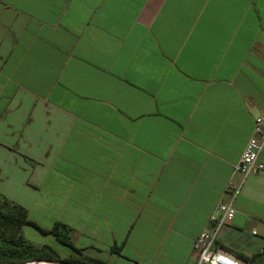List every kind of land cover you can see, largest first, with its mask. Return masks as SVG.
I'll use <instances>...</instances> for the list:
<instances>
[{
	"label": "crops",
	"instance_id": "1",
	"mask_svg": "<svg viewBox=\"0 0 264 264\" xmlns=\"http://www.w3.org/2000/svg\"><path fill=\"white\" fill-rule=\"evenodd\" d=\"M258 116L264 0H0V195L91 255L196 264ZM234 206L218 244L264 264V171Z\"/></svg>",
	"mask_w": 264,
	"mask_h": 264
},
{
	"label": "trees",
	"instance_id": "2",
	"mask_svg": "<svg viewBox=\"0 0 264 264\" xmlns=\"http://www.w3.org/2000/svg\"><path fill=\"white\" fill-rule=\"evenodd\" d=\"M25 223H32L45 234H52L58 242L71 249V254L61 257L54 247L48 244L39 245L27 239L22 232ZM70 231L66 224L59 221L50 228L39 226L28 219L24 206L0 195V264H24L37 259H64L73 264H113L76 246ZM112 249L120 251L119 246H112ZM247 259L250 261L252 258Z\"/></svg>",
	"mask_w": 264,
	"mask_h": 264
},
{
	"label": "built area",
	"instance_id": "3",
	"mask_svg": "<svg viewBox=\"0 0 264 264\" xmlns=\"http://www.w3.org/2000/svg\"><path fill=\"white\" fill-rule=\"evenodd\" d=\"M263 119L264 116L256 118L253 134L235 164L234 171L241 174V180L236 182L230 179L227 182L225 191L229 193L230 198L215 203L204 227L194 239L193 249L197 252L196 264H244V259L240 255L218 244L217 236L221 227L236 214L234 200L244 180L248 176L264 171V161L260 158L264 148Z\"/></svg>",
	"mask_w": 264,
	"mask_h": 264
},
{
	"label": "rangeland",
	"instance_id": "4",
	"mask_svg": "<svg viewBox=\"0 0 264 264\" xmlns=\"http://www.w3.org/2000/svg\"><path fill=\"white\" fill-rule=\"evenodd\" d=\"M53 242L56 250L60 254L61 257H67L71 254L70 248L68 246H65L63 244L58 243L54 240V238L50 237L49 243ZM195 256H197V252L194 251Z\"/></svg>",
	"mask_w": 264,
	"mask_h": 264
},
{
	"label": "water",
	"instance_id": "5",
	"mask_svg": "<svg viewBox=\"0 0 264 264\" xmlns=\"http://www.w3.org/2000/svg\"><path fill=\"white\" fill-rule=\"evenodd\" d=\"M41 263H54V264H73L64 259H37L33 261L26 262L24 264H41Z\"/></svg>",
	"mask_w": 264,
	"mask_h": 264
},
{
	"label": "bare ground",
	"instance_id": "6",
	"mask_svg": "<svg viewBox=\"0 0 264 264\" xmlns=\"http://www.w3.org/2000/svg\"><path fill=\"white\" fill-rule=\"evenodd\" d=\"M41 264H54V263H41Z\"/></svg>",
	"mask_w": 264,
	"mask_h": 264
}]
</instances>
